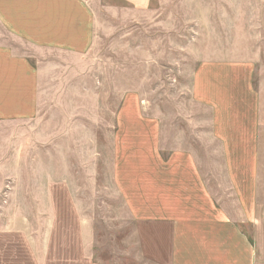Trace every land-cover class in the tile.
I'll list each match as a JSON object with an SVG mask.
<instances>
[{
	"label": "crops",
	"instance_id": "1",
	"mask_svg": "<svg viewBox=\"0 0 264 264\" xmlns=\"http://www.w3.org/2000/svg\"><path fill=\"white\" fill-rule=\"evenodd\" d=\"M152 1L0 0V137L6 121L32 120L38 108L32 64L13 42L83 56L95 43L102 14H144ZM236 56L206 57L192 84L195 102L211 110L212 135L222 147L228 186L221 191L209 186L192 151L162 148L160 123L143 113L135 95L125 97L111 151L124 219L111 247L115 264H264L262 53L244 47ZM21 129L10 131L21 136ZM82 196L21 194L45 201L44 208L30 206L31 212L40 206L38 226L21 222V209L1 204L7 198L0 195V214L14 213L0 222V264H105Z\"/></svg>",
	"mask_w": 264,
	"mask_h": 264
},
{
	"label": "rangeland",
	"instance_id": "2",
	"mask_svg": "<svg viewBox=\"0 0 264 264\" xmlns=\"http://www.w3.org/2000/svg\"><path fill=\"white\" fill-rule=\"evenodd\" d=\"M13 44L32 64L30 79L37 81L35 118L6 121L0 137V195L9 200L1 204L20 208L21 222H43L40 206L32 212L30 206L45 207V201L21 194H82L101 241L99 256L115 264L111 247L124 219L111 151L116 115L127 95H135L143 113L160 123L162 148L192 151L215 192L228 186L211 110L192 96L193 76L206 57L236 58L244 47L262 53L264 71V0H153L144 14L105 13L83 56L27 40ZM19 127L21 136L10 131ZM13 214L1 213L0 222Z\"/></svg>",
	"mask_w": 264,
	"mask_h": 264
}]
</instances>
